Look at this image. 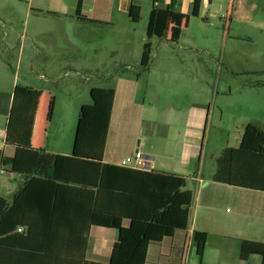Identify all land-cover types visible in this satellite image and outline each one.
Masks as SVG:
<instances>
[{
    "label": "rangeland",
    "instance_id": "374dc122",
    "mask_svg": "<svg viewBox=\"0 0 264 264\" xmlns=\"http://www.w3.org/2000/svg\"><path fill=\"white\" fill-rule=\"evenodd\" d=\"M11 1L0 0V13L8 11ZM16 1L27 4L26 0ZM234 3L233 11V0H213L211 5H202L199 17L191 15L182 24L175 19L170 39L154 40L148 70L141 66V51L136 46L118 55L68 57L57 53L52 59L66 63L77 58L80 65L52 72L32 69L31 43L26 41L22 57L18 40L14 41L16 49L7 51L0 22V132L7 120L15 116L9 115L15 89L37 86L51 102L56 98L54 116L50 113L44 122L47 143L50 148L58 145L59 150L71 152L80 107L92 104L91 89L119 88L120 77L126 76L136 82H131V88L126 85L120 90L117 109L121 112L128 95H132L130 106L136 115L126 122L131 130L125 142L119 144V150L116 143H111L108 154L131 157L140 149L153 157L148 153L155 150L169 158L156 157L154 169L159 170L160 163H167L170 172L186 177L201 174L205 184L200 191L205 187L227 199L241 189L208 185L217 170V158L225 148L240 146L249 124L264 131V0H234ZM147 21L145 12L142 21L136 24L135 44H140L145 36ZM47 41L44 37L39 42L44 47ZM92 60L96 61L91 63ZM197 110L208 111V122L203 138L197 143L200 156L184 166L181 154L187 140H192L186 133L187 116ZM14 119L11 131L17 133L19 120L16 116ZM119 125L116 119L114 128ZM188 188L198 193V183L189 180ZM218 206L215 213L219 218H227V210L235 212L227 200ZM201 219L202 215L198 224Z\"/></svg>",
    "mask_w": 264,
    "mask_h": 264
},
{
    "label": "crops",
    "instance_id": "0c3cea01",
    "mask_svg": "<svg viewBox=\"0 0 264 264\" xmlns=\"http://www.w3.org/2000/svg\"><path fill=\"white\" fill-rule=\"evenodd\" d=\"M26 1L27 4L25 5L13 0L7 6L8 11L5 14L3 12L0 13V22L5 33L2 39L3 46L7 51L15 50L14 41L18 40L20 57H22L26 48L25 43L29 41L33 50V53L30 54L33 56L30 63L31 68L49 72L57 71L58 68L71 70L80 65L77 58H71L66 63L52 59V55L57 53L68 57L80 56L81 54L101 55L103 53L118 55L130 51L136 46L141 51L142 57L144 45L147 42V28L140 44H135L137 27L136 24L131 22L129 17L131 6L135 5L140 8L142 21L145 12L149 19L154 7L166 8L174 1L178 3L168 37L166 39H152L153 48L154 40L170 39L175 19L176 22L178 20L182 24L193 15L194 3V0H157V4H154V0ZM203 4H209L208 0H204ZM234 4L233 0V5L231 6L233 11ZM23 17H25L24 21ZM44 37L48 41L47 46L43 47L42 42L39 41ZM60 37L64 39L66 45L61 43ZM94 61L96 60H92L91 63ZM120 80L122 82L119 88H111L115 90L116 95L104 154L105 164L119 167H121V162L129 156H125L123 153V155H109L108 148L114 142L119 150V144L125 142L129 130H131V127L129 128L126 122H129L136 115L130 106V104H133L132 95H128L123 110L118 112L120 90H123L126 85L131 88V82H136L126 76L120 77ZM41 93V88L33 85L20 86L15 89L13 98L10 101L9 115L10 113H12V116L15 114L16 119L20 120L22 114H29L32 122L28 133L20 129L17 133H13L9 130H11L15 119L13 121L7 120L4 131L0 132V142L4 144V148L1 151H3L4 156L14 157L16 146L43 149L45 152L54 155H72L73 148L71 152L61 151L58 145H52V148H50L47 143L46 136H48V131L44 122L50 113L52 117L54 116L56 98H53L52 103L50 97ZM122 99H124V96ZM177 113L183 115L182 111ZM121 114L122 117L120 119L119 116ZM208 116L209 113L206 110L188 113L186 126L189 129L186 133L189 137L188 139L191 138L192 140L191 142L187 140L186 147L181 154L184 166L198 155L200 156L198 152L199 144L197 143L200 142V138H203L205 134ZM116 119L119 120L121 126L114 128ZM202 131L203 133L201 134ZM136 152L142 151L139 149ZM148 154L153 155L154 159L156 157H161L165 160L169 158V156L161 155L155 150L149 151ZM159 165L160 169H154L155 171L186 177L178 172L167 170L171 167L167 163H160ZM214 174L212 175V181L208 185L213 184V186L232 188V186L227 184L213 181ZM186 178L188 190H190L188 188L189 180L198 183L199 188L197 194L190 190L194 195L191 209L193 220L190 217L188 230H177L173 237L165 238L160 244L150 245L146 264H261L262 259L258 255H251L246 260L241 259L240 241L264 244V192L238 188L241 191L231 193L226 199L214 192L207 191L205 187L200 191L201 186L205 184L201 174ZM31 179L30 176L20 174L12 177L1 176L0 197L12 205L15 195ZM44 184L41 181L31 182L29 191L25 193L26 197L16 207V219L30 223L35 231H89L85 244L82 242L76 244L72 241L62 244L56 255L48 257V264H109L113 248L119 239V231L115 228L97 225H92L89 228V207L85 209L73 206L66 207L59 211V218L52 221L50 218L51 205L47 206L52 196V185ZM224 200L229 201L235 209L234 213L227 210V218L225 219L219 218L215 213L219 207L218 205H221ZM200 215H202V219L198 224ZM129 225L130 220L123 221L124 227H129ZM196 231L209 234L202 262L199 261L193 242V234Z\"/></svg>",
    "mask_w": 264,
    "mask_h": 264
},
{
    "label": "trees",
    "instance_id": "16d2710c",
    "mask_svg": "<svg viewBox=\"0 0 264 264\" xmlns=\"http://www.w3.org/2000/svg\"><path fill=\"white\" fill-rule=\"evenodd\" d=\"M157 2L154 0V4ZM203 2L194 0V17H199ZM212 2L208 0L209 4ZM177 5L174 1L166 8L154 7L149 15L147 42L141 57L145 70L151 62V40L168 37ZM129 17L132 23L138 24L140 8L132 5ZM90 94L92 104L83 105L79 112L72 155H54L43 149L16 146L15 156L9 158L0 150V163L9 168V173L32 178L15 195L12 205L0 197V264H48V257L56 255L62 244L87 242L89 231H35L30 223L16 219V207L26 197L32 181L52 185L47 204L51 205L52 221L66 207H89V228L97 225L119 231L109 264H146L150 245L173 237L177 230H188L194 195L187 189V178L105 164L116 92L92 88ZM31 122L29 114L24 113L18 128L28 133ZM216 163L213 181L264 192V131L249 124L240 146L225 148ZM124 220H130L129 227L123 226ZM208 238L205 232L193 234L200 262ZM251 255L260 256L264 264V244L240 241L241 259Z\"/></svg>",
    "mask_w": 264,
    "mask_h": 264
},
{
    "label": "built area",
    "instance_id": "2783aa9c",
    "mask_svg": "<svg viewBox=\"0 0 264 264\" xmlns=\"http://www.w3.org/2000/svg\"><path fill=\"white\" fill-rule=\"evenodd\" d=\"M4 144L0 142V150H3ZM155 159L151 156L145 155L142 152H136L133 156L124 159L120 166L135 171L151 172L154 170ZM1 176H14L9 173L8 169L0 163V177ZM22 231V228L19 229Z\"/></svg>",
    "mask_w": 264,
    "mask_h": 264
}]
</instances>
